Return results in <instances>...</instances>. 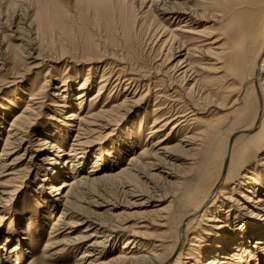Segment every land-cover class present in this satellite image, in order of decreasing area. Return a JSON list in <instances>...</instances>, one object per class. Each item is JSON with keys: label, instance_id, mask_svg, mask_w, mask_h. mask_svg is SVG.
Wrapping results in <instances>:
<instances>
[{"label": "bare ground", "instance_id": "obj_1", "mask_svg": "<svg viewBox=\"0 0 264 264\" xmlns=\"http://www.w3.org/2000/svg\"><path fill=\"white\" fill-rule=\"evenodd\" d=\"M34 1L35 16L40 22L59 24L66 29L75 18L61 0ZM85 1L88 8L102 18L106 17L110 22L116 19L113 30L115 36H122L124 44L131 42V29L141 24L140 17L148 9L163 21L171 20L169 23L176 25L167 29L169 27L159 20L160 36L167 32L159 45L161 50H165L167 66L160 69H145L127 63L122 57L97 52L87 58L70 57L66 60L87 63L90 71H94L95 63L108 61L107 68L116 69L102 73L91 100L102 97L111 85L115 90L108 93L109 100L103 102L99 109L90 105L86 112L84 96L93 86L90 77L79 84L80 91L72 106L66 95L58 91L55 95L63 102L59 106L67 104L66 107L71 106L74 110L66 114L61 130L55 129L45 138L40 139V135L35 138L41 149L49 150L41 160L52 164L49 169H42L46 171L42 181H49V191L57 196H53L52 201L63 205L62 218L54 223L53 230L64 233L65 239L46 246L53 248L83 242L89 248L83 251L77 264H91L88 263L91 250L102 252L108 241L116 237L115 232L121 229L119 224L123 221L120 222L121 214L114 212L117 209L115 201L100 193L106 180H117L126 196H140L142 200L138 205L145 206L168 198H171V205L145 213L149 223L161 220V229L156 234L132 231L131 236L121 240L120 250L110 261L117 264H169L173 259L172 264H264V255H257L258 251L254 254L248 249L249 236L246 233L236 239L237 243L231 242V237L236 235L233 222H241L242 215L249 216L247 220L256 222L247 224L248 227L242 225L253 234L251 244H256L264 254V174H257L264 171V0ZM84 8L87 7L79 9L81 15ZM144 8L146 10L143 11ZM204 21L225 23L226 27L212 28V25H203ZM91 45L89 47L95 49L97 43ZM24 48L19 51L24 59L34 61L29 66L32 68L64 59L62 54L54 60L33 57ZM114 70H118L117 76L113 74ZM236 71L240 73L239 79L229 73ZM114 75L116 77L112 79ZM230 80L231 83L236 82L235 89L225 86V82ZM122 84H125L123 99L111 104L112 95L118 93ZM64 85L62 83L61 86ZM156 90L170 92L166 102H161L160 98L165 97L162 94L155 93L154 96L153 118L146 139L156 136L155 140L136 150L137 142L127 127L130 136L120 137L110 146H98L92 152V148L99 145L98 141H108L113 133V124L124 123ZM232 97L234 99L230 102ZM36 99L38 96H33L29 99L33 103L14 115L6 132L0 150V203L10 194L9 185L19 171V150L30 123V114L26 112H33ZM210 107L221 113L217 120L205 123L202 115ZM0 109H3L1 105ZM139 127L143 131L141 122ZM72 132L69 152L66 153L61 146L62 139ZM180 133L183 135L175 142L174 135ZM54 137L57 143L50 142ZM100 137L105 139L100 140ZM220 137H223L221 142ZM126 144L129 145L128 159L115 170L117 158L123 154ZM64 153L68 157L62 162L60 158ZM87 162L92 166L82 173L80 166ZM50 170L51 175L48 174ZM98 171L103 173L95 175ZM189 184L199 187L191 195L182 192V188ZM232 191L238 197H233ZM180 194L181 197L177 198ZM196 196L199 200L194 199ZM240 200H243L242 207ZM228 203L234 205L229 219L227 208L223 207ZM104 204L113 208H103ZM65 215L70 219L65 220ZM173 220L175 224L170 226ZM80 225H86L81 230L83 233L71 237ZM88 229L92 232L87 233ZM200 232L207 238L203 236L205 239L200 241V249L194 251L195 244L191 241L197 240L196 235ZM212 238H217V242L212 243ZM19 247L16 245L15 250ZM8 250V238H5L0 241V251ZM11 253H5V260L15 264L16 252ZM25 264L36 262L27 261Z\"/></svg>", "mask_w": 264, "mask_h": 264}, {"label": "rangeland", "instance_id": "obj_2", "mask_svg": "<svg viewBox=\"0 0 264 264\" xmlns=\"http://www.w3.org/2000/svg\"><path fill=\"white\" fill-rule=\"evenodd\" d=\"M61 1L65 3L67 9L69 8L68 12L72 15V18L75 17L68 23L69 25L67 24L68 27L66 29H63L62 25L59 24L38 21L35 16L36 1L34 0H0V105L3 108L0 109V150L4 145L6 132L10 127L14 115H18V112L24 110L27 104L33 103H31L29 99L33 96H38V99L35 100L37 103L33 104V112H26L30 114V119L28 120L30 123L27 129H25L27 134L23 146L19 150L21 155L17 167L19 171L9 185L11 186L8 189V191L10 190V194L5 196L4 201L0 203V241L8 238L9 248L8 251H0V264H9L5 260L7 259L5 257L6 254L9 255L11 251L16 252V256L13 258L15 264H25L27 261H30V263L36 262V264H77L80 261V256L83 251L89 248L83 242L69 245L61 244L53 248L46 246L48 244L53 245L55 242H62V239H65L64 233L60 234L58 231L53 230L54 223L59 218H62L60 217V212L63 205H61V202L59 205L52 201V197L54 196L53 198H55L57 196L49 191L51 189L49 181H42L46 172L42 169L45 167L49 169L52 164L45 163L41 160L44 155L49 153V150L41 149V146L38 145V140L35 138L39 137L38 135H40V139L45 138L48 136L47 134L54 132L55 129H62L61 122L65 120L66 114L74 110V108L71 107V103L73 104L76 102V95L80 91L78 86L84 82L87 77L93 80V86L88 94L84 96V112L87 111L90 105H93V109L96 110L99 109L101 105H104V103L109 100L107 97L108 93L110 91L113 93L115 90V88L114 90L112 89V85L111 87L109 86L110 89H107L102 97L92 100L91 98L96 93L102 73L113 67L107 68L108 61L98 62L95 63L96 67H92L94 71H90L88 70L87 63H74V61L70 63L69 61L66 62V60H70V57L87 58L91 53L97 52V54L106 53L122 57L127 63L144 67L145 69L151 68L156 70L167 66L165 65V50H161L159 46L161 38H165L167 32L160 36L161 32L157 27L159 25V20L162 21L166 27H169L167 29H172L175 27L176 23H169L171 20L163 21L150 9L144 11L146 10V8H144L142 9L144 11L142 14L143 16L141 15L140 17L141 24L131 29V42H125L124 44L122 36H115L113 30L116 19L110 22L106 17L102 18L95 13V10L88 8V3L85 0ZM136 2H138V0H136ZM136 2L134 5H137ZM81 7H87L84 8L83 15L80 14L81 12L79 13ZM202 23L206 26L212 25V28L226 27L225 23L213 24V22L211 23L209 21H204ZM156 28L157 31H155ZM23 43H25V46H21ZM92 43H97L95 49L94 47H89ZM22 48L25 50L28 49L33 57L57 59V57L62 54V58L64 59L61 61L49 62L42 67L32 68L29 66H31L34 61H32V59H24V57L21 56L19 50ZM47 70L48 74H45ZM117 73L118 70H114L113 74L117 76ZM229 73L239 79V71ZM221 74L222 72L220 75ZM115 75L112 79H115ZM62 83L65 85L61 86ZM226 85L235 89L236 82L234 81L231 83L230 80L225 82V86ZM124 86L125 84H122L118 89V93L112 95L110 99L111 104L117 103L123 99ZM64 89L66 91H63ZM143 89L144 88H142L140 92ZM58 91L66 95L65 98L69 101L70 107H66L67 104L65 102V107L59 106V104L63 102L59 100V96L55 95ZM169 92L170 91L164 92V90L152 92V95L147 97L146 102L134 111V113H131L129 115L130 117L128 116L124 123L117 125L113 124L111 126V128H114L111 131L113 133L111 137L108 138V141L104 143L98 141L99 145L94 146L92 152L98 146H110L118 142L117 140L120 137L127 138V136H130V134H127L128 128H130L131 135L134 137L133 140L137 142L136 150L142 148L144 144H148L150 141L155 140L156 136L148 140L146 139V134L153 118L152 107L155 100L154 96L155 93L162 94L165 97L160 98V100L161 102H166L167 98H169ZM230 97L229 95L228 99ZM233 99L234 97L230 99V102ZM220 113L221 112H217V110H213V107H210V109L202 115V118L205 123H211L215 119L217 120ZM140 122L143 124V131L139 130ZM219 123L220 122H218V124ZM107 131H109V129ZM72 134L73 132L66 135L65 139H62L61 146L66 153L69 152L70 140L73 137ZM181 135L183 134L174 135V141L176 142ZM101 139L105 138L100 137V140ZM48 140H50V138ZM221 141H223V137H220V142ZM50 142L57 143V139L54 137ZM125 146L126 149L123 150L122 156L120 155L117 158L118 164L116 163L115 170L125 164V161L128 159L130 153L127 152V147L129 145L126 144ZM66 153L62 154L60 158L62 162L68 157ZM91 166L92 164L89 162L84 163L80 166V170L82 169L81 172L86 173L90 170ZM102 173L103 171H98L95 175H101ZM48 174H52L51 170ZM257 174H264V171H260ZM186 187L187 188L184 189L182 188V192L190 193V195L193 194V190L199 188L198 185L195 187V185L192 184ZM122 189L123 188H120L117 180H106L105 186L102 188L103 191L100 190L101 194H104L108 198L111 197V201H115L114 204L117 209H115L114 212L121 214L120 222H123L119 224L121 229L115 232L116 237L108 241L106 248L102 252L91 250L92 255L88 257V263L96 264L97 262H103L104 264H117L110 261V259L120 250L122 246L121 240L131 236L132 231L135 230L146 234L148 232L156 234L158 230L161 229V220L157 219L149 223V217L145 213L158 207L170 206L171 198L165 199L162 202L149 203L145 206H141L138 205L142 200L140 196L130 198L122 192ZM173 192L177 193L175 190H173ZM173 192H171V194H174ZM232 192H234L233 197H236L237 194L235 191ZM181 195L182 194L178 195L177 198H180ZM262 197L264 199L263 195ZM194 199L199 200L197 196L194 197ZM215 201L217 202V199ZM240 202L242 207V205H244L242 203L243 200H240ZM230 205L231 204L228 203L223 206L227 208L226 212H228V219L234 206L233 204V206ZM104 206L103 208H113L112 205V207L110 205ZM247 206L248 205H246V207ZM242 216H240L241 222H233L236 235L234 234V238L231 237L232 244L237 243L236 239L239 238L242 233H246L249 236V240L247 241L248 249L254 254L258 251L259 253H257V255L260 254L263 256L262 249H257L256 244L253 242L251 244L250 237L253 238V234L251 232L248 233L246 230L247 228L242 225L243 223L247 226V224L249 225V223L256 222V220H247L249 216ZM63 218L65 220L70 219L66 215L63 216ZM234 220L235 218L232 221ZM174 222V220L171 221L169 225L174 226ZM142 224L146 227H138ZM85 226L86 225H80L78 230L76 229L71 233V237L83 233L82 231L86 228ZM172 231L174 230L172 229ZM211 231L214 233L216 232L213 228ZM88 232H92V229H88L87 233ZM203 236L206 237L205 234L200 232L196 235L197 240L192 239L191 242L195 244L193 246L194 251L200 249L199 246L202 243L200 241L205 239ZM212 239V243L215 241L217 242V238ZM16 245L20 247L15 250ZM59 248L62 249L59 250ZM170 261L169 264H172L173 259H170Z\"/></svg>", "mask_w": 264, "mask_h": 264}]
</instances>
